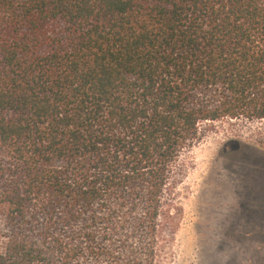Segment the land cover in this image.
Instances as JSON below:
<instances>
[{"label":"trees","instance_id":"obj_1","mask_svg":"<svg viewBox=\"0 0 264 264\" xmlns=\"http://www.w3.org/2000/svg\"><path fill=\"white\" fill-rule=\"evenodd\" d=\"M264 122V0H0V264H158L203 123Z\"/></svg>","mask_w":264,"mask_h":264},{"label":"rangeland","instance_id":"obj_2","mask_svg":"<svg viewBox=\"0 0 264 264\" xmlns=\"http://www.w3.org/2000/svg\"><path fill=\"white\" fill-rule=\"evenodd\" d=\"M173 165L158 264H264V122L203 123Z\"/></svg>","mask_w":264,"mask_h":264}]
</instances>
